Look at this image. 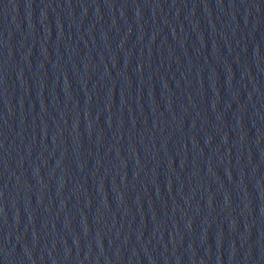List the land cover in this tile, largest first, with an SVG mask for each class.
<instances>
[{
  "label": "water",
  "instance_id": "1",
  "mask_svg": "<svg viewBox=\"0 0 264 264\" xmlns=\"http://www.w3.org/2000/svg\"><path fill=\"white\" fill-rule=\"evenodd\" d=\"M0 264H264V0H0Z\"/></svg>",
  "mask_w": 264,
  "mask_h": 264
}]
</instances>
